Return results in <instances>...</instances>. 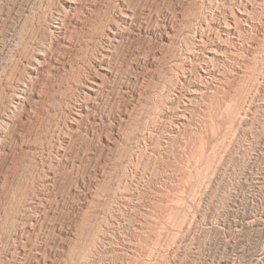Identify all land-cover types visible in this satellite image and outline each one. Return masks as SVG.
I'll return each mask as SVG.
<instances>
[{"label": "rangeland", "instance_id": "1", "mask_svg": "<svg viewBox=\"0 0 264 264\" xmlns=\"http://www.w3.org/2000/svg\"><path fill=\"white\" fill-rule=\"evenodd\" d=\"M51 1L0 0V264H264V0Z\"/></svg>", "mask_w": 264, "mask_h": 264}, {"label": "bare ground", "instance_id": "2", "mask_svg": "<svg viewBox=\"0 0 264 264\" xmlns=\"http://www.w3.org/2000/svg\"><path fill=\"white\" fill-rule=\"evenodd\" d=\"M49 1V0H48ZM53 1V0H52ZM51 1V2H52ZM54 2V1H53ZM52 2V3H53ZM145 2V1H144ZM23 3V2H22ZM49 3V2H48ZM115 3V2H114ZM54 4V3H53ZM183 4V3H182ZM46 5H48V4H46ZM49 6V5H48ZM30 7V6H29ZM68 7V6H67ZM120 7H122V6H120ZM252 7V6H251ZM44 8V7H43ZM46 9V8H45ZM116 9V8H115ZM182 9V8H181ZM253 9V8H252ZM72 10V9H71ZM242 10V9H241ZM45 11V10H44ZM135 11H137V10H135ZM170 11V10H169ZM29 12H31V11H29ZM48 12V11H47ZM72 12V11H71ZM175 12V11H174ZM243 12V11H242ZM245 12V11H244ZM18 13V12H17ZM44 13V12H43ZM170 13V12H169ZM27 14V13H26ZM77 14V13H76ZM236 14V13H235ZM244 14V13H243ZM126 15V14H125ZM135 15V14H134ZM47 16V15H46ZM63 16V15H62ZM75 16V15H74ZM86 16V15H85ZM31 17V16H30ZM65 17V16H64ZM147 17V16H146ZM173 17V16H172ZM206 17V16H205ZM236 17V16H235ZM238 17V16H237ZM66 18V17H65ZM72 18V17H71ZM177 18V17H176ZM238 18H240V17H238ZM243 18V17H242ZM30 19V18H29ZM64 19V18H63ZM146 19V18H145ZM229 19V18H228ZM45 20V19H44ZM201 20V19H200ZM225 20H227V18L225 19ZM236 20V19H235ZM239 20V19H238ZM10 21V20H9ZM33 21V20H32ZM38 21V20H37ZM203 21V20H202ZM227 21H229V20H227ZM226 21V22H227ZM234 21V20H233ZM232 21V23H234L235 24V22H233ZM240 21V20H239ZM26 22V21H25ZM24 22V23H25ZM31 22V21H30ZM56 22V21H55ZM214 22H215V20H214ZM237 22V21H236ZM39 23V22H38ZM216 23V22H215ZM225 23V22H224ZM229 23H230V21H229ZM229 23H227L228 25H229ZM244 23V22H243ZM37 24V23H36ZM226 24V23H225ZM224 24V25H225ZM226 24V25H227ZM231 24V23H230ZM38 25V24H37ZM58 25V24H57ZM221 25V24H220ZM225 25V26H226ZM25 26V25H24ZM211 26V25H210ZM217 26V25H216ZM215 26V27H216ZM221 27V26H218L217 28L221 31V32H223V33H230V28H228L229 26H227V27ZM250 26V25H249ZM22 27H23V24H22ZM57 27H59V26H57ZM61 27V26H60ZM66 27V26H65ZM214 27V26H213ZM257 27V26H256ZM27 28V27H26ZM197 28V27H196ZM210 28H212V27H210ZM231 28H233V27H231ZM65 29V28H64ZM177 29V28H176ZM200 29H202V28H200ZM214 28H212V30H213ZM23 30V29H22ZM30 30V29H29ZM33 30V29H32ZM31 30V31H32ZM40 30V29H39ZM151 30V29H150ZM215 30V29H214ZM177 31V30H176ZM240 31V30H239ZM22 32V31H21ZM210 32V31H209ZM208 32V33H209ZM211 32H213V31H211ZM238 32V31H237ZM32 33H34V32H32ZM55 33V32H54ZM216 33H217V30H216ZM219 33V32H218ZM217 33V34H218ZM22 34V33H21ZM40 34V33H39ZM205 34V33H204ZM207 34V33H206ZM208 35V34H207ZM232 35V34H231ZM20 36V35H19ZM46 36V35H45ZM51 36V35H50ZM194 36V35H193ZM202 36V35H201ZM200 36V37H201ZM209 36V35H208ZM230 36V35H229ZM233 36V35H232ZM238 36V35H237ZM215 37V36H214ZM219 37H220V34H219V36H218V40H219ZM168 38V32L167 33H165V34H163V38H161V40L162 41H164L165 39H167ZM177 38V37H176ZM175 38V39H176ZM213 38V37H212ZM22 39V38H21ZM30 39V38H29ZM34 39V38H33ZM50 39V38H49ZM156 39V38H155ZM204 38H202L201 37V40L200 41H204L203 40ZM207 39V38H206ZM209 39V38H208ZM237 39V38H236ZM31 40V39H30ZM56 40V39H55ZM116 40V39H115ZM212 40V39H211ZM28 41V40H27ZM213 41V40H212ZM9 42V41H8ZM152 42V41H151ZM157 42V41H156ZM199 42V41H198ZM202 42H201V44H202ZM205 42V41H204ZM233 42V41H232ZM11 43V42H10ZM18 43V42H17ZM152 44V43H151ZM200 44V43H199ZM200 44V45H201ZM203 44H205V43H203ZM202 44V45H203ZM212 44V43H211ZM222 44V46H223V43H221ZM46 45H48V44H46ZM206 45V44H205ZM209 45V44H208ZM208 45H207V47H208ZM225 45V44H224ZM25 46V45H24ZM23 46V47H24ZM30 46H31V44H30ZM109 46V45H108ZM115 46V45H114ZM204 46V45H203ZM202 46V47H203ZM12 47V46H11ZM158 47V46H157ZM197 47V46H196ZM160 48V47H159ZM201 48V47H200ZM216 48H221V46H218L217 44H214L213 45V47H209V48H203L202 49V52H203V54H204V56L205 57H207V58H209V59H212V58H214L215 57V53L217 52L216 50ZM10 49V48H9ZM55 49V48H54ZM223 49V48H222ZM24 50V49H23ZM22 50V51H23ZM29 50V49H28ZM31 50V49H30ZM224 50V49H223ZM12 51H14V50H12ZM21 51V52H22ZM26 51V50H25ZM113 51V50H112ZM216 51V52H215ZM29 52V51H28ZM197 52V51H196ZM36 53V52H35ZM52 53V52H51ZM12 54V53H11ZM26 54H28L27 53V51H26ZM45 54H46V52H45ZM197 54V53H196ZM52 55H53V53H52ZM195 55V54H194ZM217 56V55H216ZM26 57V56H25ZM185 57V56H184ZM197 57V56H196ZM204 57V58H205ZM31 58V57H30ZM199 58V57H198ZM14 59V58H13ZM103 59V58H102ZM206 59V58H205ZM17 60V59H16ZM21 61V60H20ZM29 61V60H28ZM61 61V60H60ZM12 62H13V60H12ZM23 62V61H22ZM59 62V61H58ZM34 63L36 64V66H42V65H46L47 64V59H46V57L45 56H43L42 55V57L41 58H36L35 60H34ZM196 63V62H195ZM32 64V63H31ZM210 64V63H209ZM219 64V63H218ZM54 65V64H53ZM146 65V64H145ZM182 65V64H181ZM192 65V64H191ZM59 66V65H58ZM143 66V65H142ZM201 66V65H200ZM217 66V65H216ZM16 67V66H15ZM215 67V66H214ZM4 68V67H3ZM2 68V69H3ZM59 68V67H58ZM95 68V67H94ZM99 68V67H98ZM195 68V67H194ZM35 69V68H34ZM191 69V68H190ZM210 69V68H209ZM220 69V68H219ZM12 70V69H11ZM13 70H14V68H13ZM40 70V69H39ZM46 70V69H45ZM98 70V69H97ZM108 70V69H107ZM183 70H185V69H183ZM213 70H214V68H213ZM8 71V70H7ZM17 71H18V69H17ZM16 71V72H17ZM215 71V70H214ZM95 72H96V70H95ZM190 72H192V71H190ZM11 73V72H10ZM103 73V72H102ZM218 73V72H217ZM103 74H105V72L103 73ZM183 74V73H182ZM199 74V73H198ZM5 76V75H4ZM14 76H15V74H14ZM105 76V75H104ZM195 76V75H194ZM9 77V76H8ZM202 77V76H201ZM214 77V76H213ZM204 78V77H203ZM10 79V78H9ZM106 79V78H105ZM101 81H103V80H101ZM9 82V81H8ZM33 82V81H32ZM43 82V81H42ZM48 82V81H47ZM178 82V81H177ZM197 83V82H196ZM101 84V83H100ZM209 84V83H208ZM211 84V83H210ZM9 85V84H8ZM31 85H32V83H31ZM9 89V88H8ZM192 89V88H191ZM197 89V88H196ZM33 90V89H32ZM40 90V89H39ZM43 90V89H42ZM184 90V89H183ZM36 91V90H35ZM26 92V91H25ZM29 92V91H28ZM47 92V91H46ZM198 92V91H197ZM202 92V91H201ZM7 93V92H6ZM31 93V92H30ZM45 93V92H44ZM11 94V93H10ZM23 94V93H22ZM189 94V93H188ZM17 95H19V94H17ZM45 95V94H44ZM11 96V95H10ZM16 96V95H15ZM25 96L26 95H19V97H18V100H17V102L18 103H20V105H21V103H23V101H25L24 99H25ZM30 96V95H29ZM25 103V102H24ZM12 110V109H11ZM11 113V112H10ZM19 113H21V112H19ZM26 117V116H25ZM40 119V118H39ZM42 120V119H41ZM10 121V120H9ZM13 123V122H12ZM179 123V122H178ZM33 131V130H32ZM4 133V132H3ZM4 135V134H3ZM2 140V139H1ZM3 154V153H2ZM2 165V164H1ZM55 175V174H54ZM3 178V177H2ZM24 192V191H23ZM19 193H20V191H19ZM22 193V192H21ZM44 194V193H43ZM21 195V194H20ZM25 195V194H24ZM19 198H20V196H19ZM22 198V197H21ZM43 198V197H42ZM45 198V197H44ZM23 202V201H22ZM29 203V202H28ZM24 206V205H23ZM32 211V210H31ZM7 213V212H6ZM31 214V213H30ZM29 224V223H28ZM28 229V228H27Z\"/></svg>", "mask_w": 264, "mask_h": 264}]
</instances>
